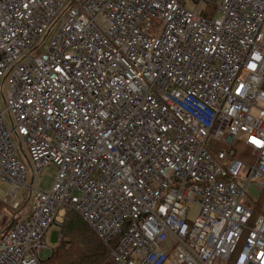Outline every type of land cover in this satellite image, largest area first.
Listing matches in <instances>:
<instances>
[{
	"label": "built area",
	"instance_id": "obj_1",
	"mask_svg": "<svg viewBox=\"0 0 264 264\" xmlns=\"http://www.w3.org/2000/svg\"><path fill=\"white\" fill-rule=\"evenodd\" d=\"M0 83L2 202L30 201L0 264H40L68 210L112 264H264V0H0Z\"/></svg>",
	"mask_w": 264,
	"mask_h": 264
},
{
	"label": "trees",
	"instance_id": "obj_2",
	"mask_svg": "<svg viewBox=\"0 0 264 264\" xmlns=\"http://www.w3.org/2000/svg\"><path fill=\"white\" fill-rule=\"evenodd\" d=\"M201 13L206 17L204 11ZM263 192L264 189L256 201L258 205L264 200ZM2 204L3 207L15 210L3 202ZM253 213V217L258 214L256 210H253ZM7 230V227L0 229V238ZM108 257L109 248L99 240L75 211L68 210L59 226L57 243L45 259H40V264H106Z\"/></svg>",
	"mask_w": 264,
	"mask_h": 264
},
{
	"label": "rangeland",
	"instance_id": "obj_3",
	"mask_svg": "<svg viewBox=\"0 0 264 264\" xmlns=\"http://www.w3.org/2000/svg\"><path fill=\"white\" fill-rule=\"evenodd\" d=\"M193 5H194L193 3L185 2V6L189 8H192ZM202 8L204 9L206 13V17L208 18H211L215 14L216 6L210 1H204L202 4ZM4 90H5L4 84L0 83V106L2 105V95L1 94L4 93ZM234 149H235V157H237L238 159L242 160L243 162L247 164L253 163L254 158H253L252 151L242 143L241 139H237L234 142ZM23 160L26 162L25 158H23ZM43 173L44 174L41 176L34 177L32 184H33V187L47 190V188L49 187L52 181V177L55 174V168L53 166H50L46 168ZM262 179L263 178H257L253 180L251 182V185L248 191L246 192L247 197L251 199L252 201L258 200V197L260 196V193L255 189V183L260 182ZM29 182H30V177H28L26 184L28 185ZM3 184L4 182L0 181V186H2ZM263 196H264V192H263ZM19 198H21V200L19 201L20 206L24 202L26 203V205H22L21 208L29 205L30 204L28 202L29 201V190L21 189L19 191ZM247 204L250 205V203L248 202ZM197 213H198V206L195 204H191L188 210L186 211L188 220H193L196 217ZM10 217H11V210L3 207V219H5V222H7V220L10 219ZM46 238H47V248L39 254V257L41 260L45 259L50 254L51 248L53 247V245L57 243L58 238H59V228L56 229V227L52 226L51 229L47 231Z\"/></svg>",
	"mask_w": 264,
	"mask_h": 264
},
{
	"label": "crops",
	"instance_id": "obj_4",
	"mask_svg": "<svg viewBox=\"0 0 264 264\" xmlns=\"http://www.w3.org/2000/svg\"><path fill=\"white\" fill-rule=\"evenodd\" d=\"M29 177H30V181H31L32 180L31 175H29ZM5 183L6 182H4V184L2 186H0V229L3 227L10 228V226L12 225V222L15 220V217L26 215L29 212V206H30V204H29L26 207L21 208L22 205H26V203L24 202L25 204L24 203L21 204V206H19L18 209L14 210V211H12L8 207H5V208L11 210V217H10V219L7 220V222H5V219H3V206L4 205L2 204V197L8 188V184L7 183L5 184ZM256 201L257 200L252 201L251 199H247L246 202L250 203L253 210H256L258 213L264 212V200H263L262 204H259V205L256 203ZM28 202L30 203V201H28ZM106 264H112L109 257H108V260L106 261Z\"/></svg>",
	"mask_w": 264,
	"mask_h": 264
}]
</instances>
